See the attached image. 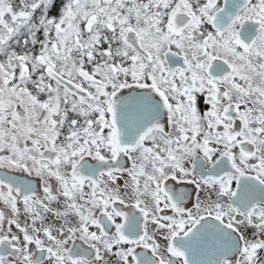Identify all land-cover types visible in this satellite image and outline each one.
<instances>
[{
	"label": "snow or ice",
	"instance_id": "obj_1",
	"mask_svg": "<svg viewBox=\"0 0 264 264\" xmlns=\"http://www.w3.org/2000/svg\"><path fill=\"white\" fill-rule=\"evenodd\" d=\"M0 264H264V0H0Z\"/></svg>",
	"mask_w": 264,
	"mask_h": 264
}]
</instances>
